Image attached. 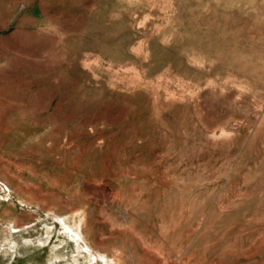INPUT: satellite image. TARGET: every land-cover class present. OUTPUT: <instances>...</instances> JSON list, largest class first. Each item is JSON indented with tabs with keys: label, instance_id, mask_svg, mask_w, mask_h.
Masks as SVG:
<instances>
[{
	"label": "rangeland",
	"instance_id": "obj_1",
	"mask_svg": "<svg viewBox=\"0 0 264 264\" xmlns=\"http://www.w3.org/2000/svg\"><path fill=\"white\" fill-rule=\"evenodd\" d=\"M0 264H264V0H0Z\"/></svg>",
	"mask_w": 264,
	"mask_h": 264
},
{
	"label": "crops",
	"instance_id": "obj_2",
	"mask_svg": "<svg viewBox=\"0 0 264 264\" xmlns=\"http://www.w3.org/2000/svg\"><path fill=\"white\" fill-rule=\"evenodd\" d=\"M49 258V257H48Z\"/></svg>",
	"mask_w": 264,
	"mask_h": 264
}]
</instances>
